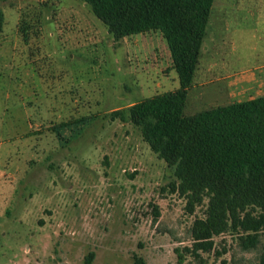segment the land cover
I'll list each match as a JSON object with an SVG mask.
<instances>
[{
    "label": "rangeland",
    "instance_id": "rangeland-1",
    "mask_svg": "<svg viewBox=\"0 0 264 264\" xmlns=\"http://www.w3.org/2000/svg\"><path fill=\"white\" fill-rule=\"evenodd\" d=\"M0 9V264L258 262L262 246L230 233L195 256L207 201L190 213L140 128L110 117L180 87L159 30L116 40L84 0ZM262 82L264 0H214L184 113L254 98Z\"/></svg>",
    "mask_w": 264,
    "mask_h": 264
},
{
    "label": "trees",
    "instance_id": "trees-1",
    "mask_svg": "<svg viewBox=\"0 0 264 264\" xmlns=\"http://www.w3.org/2000/svg\"><path fill=\"white\" fill-rule=\"evenodd\" d=\"M84 1L116 40L159 30L168 42L180 87L112 110L110 117L140 128L173 169L172 190L187 197L190 213L207 201L204 216L192 225V253L211 251L215 236L230 233L243 250L261 245L255 264H264V95L184 113L214 0ZM3 24L0 9V30ZM133 264L146 261L135 255Z\"/></svg>",
    "mask_w": 264,
    "mask_h": 264
},
{
    "label": "crops",
    "instance_id": "crops-1",
    "mask_svg": "<svg viewBox=\"0 0 264 264\" xmlns=\"http://www.w3.org/2000/svg\"><path fill=\"white\" fill-rule=\"evenodd\" d=\"M260 87H261V88H264V82H262V84H261ZM261 95H264V93H263V89H259V90L257 91L256 95L253 96V97L261 96Z\"/></svg>",
    "mask_w": 264,
    "mask_h": 264
}]
</instances>
